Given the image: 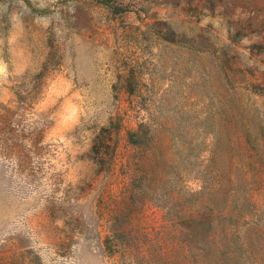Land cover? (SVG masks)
Segmentation results:
<instances>
[{
    "label": "rangeland",
    "instance_id": "1",
    "mask_svg": "<svg viewBox=\"0 0 264 264\" xmlns=\"http://www.w3.org/2000/svg\"><path fill=\"white\" fill-rule=\"evenodd\" d=\"M0 264H264V0H0Z\"/></svg>",
    "mask_w": 264,
    "mask_h": 264
},
{
    "label": "trees",
    "instance_id": "2",
    "mask_svg": "<svg viewBox=\"0 0 264 264\" xmlns=\"http://www.w3.org/2000/svg\"><path fill=\"white\" fill-rule=\"evenodd\" d=\"M137 136H138V133L137 132H131L129 133V141L132 145H137L138 142H137Z\"/></svg>",
    "mask_w": 264,
    "mask_h": 264
}]
</instances>
